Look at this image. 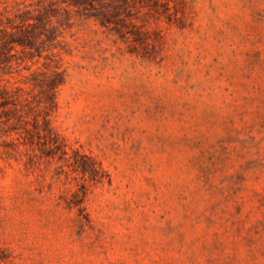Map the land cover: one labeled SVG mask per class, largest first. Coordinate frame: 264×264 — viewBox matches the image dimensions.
Instances as JSON below:
<instances>
[{"label":"rangeland","instance_id":"rangeland-1","mask_svg":"<svg viewBox=\"0 0 264 264\" xmlns=\"http://www.w3.org/2000/svg\"><path fill=\"white\" fill-rule=\"evenodd\" d=\"M0 264H264V0H0Z\"/></svg>","mask_w":264,"mask_h":264}]
</instances>
